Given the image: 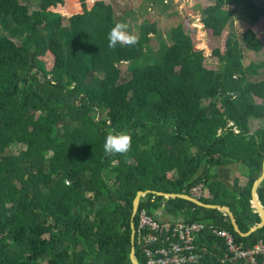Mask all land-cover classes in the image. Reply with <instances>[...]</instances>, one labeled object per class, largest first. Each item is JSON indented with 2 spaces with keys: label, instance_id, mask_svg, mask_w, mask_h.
Wrapping results in <instances>:
<instances>
[{
  "label": "trees",
  "instance_id": "obj_1",
  "mask_svg": "<svg viewBox=\"0 0 264 264\" xmlns=\"http://www.w3.org/2000/svg\"><path fill=\"white\" fill-rule=\"evenodd\" d=\"M81 2L83 12L66 16L54 10L66 0H0V264H133L134 248L147 264L139 234L134 243L141 191L151 193L139 213L208 227L197 238L201 264H247L224 262L229 249L210 227L246 248L264 240V227L243 237L228 213L159 193L204 184L212 197L202 201L230 206L244 233L262 222L252 200L264 174V61H243L264 45L234 24L238 12L264 19V1L204 9L211 36L229 32L225 51L212 53L216 69L181 23L155 50V22L135 33L113 3ZM117 23L135 46L108 47ZM119 133L132 137L130 151L106 154L107 135ZM235 168L242 175L232 180ZM258 192L264 204V181Z\"/></svg>",
  "mask_w": 264,
  "mask_h": 264
},
{
  "label": "rangeland",
  "instance_id": "obj_2",
  "mask_svg": "<svg viewBox=\"0 0 264 264\" xmlns=\"http://www.w3.org/2000/svg\"><path fill=\"white\" fill-rule=\"evenodd\" d=\"M89 6H93L97 0H87ZM111 2L116 7V14L120 21L126 20L127 23L133 25L135 33L138 28L145 27L155 22L158 26L159 36H151V47L155 50L159 48L161 38H167L168 31L172 26L183 24L189 36L192 37L196 49L205 50V53L210 57L206 62V67L216 69L218 61L211 58L214 52H224L225 42L228 37V30L223 32L220 37H213L205 30L203 23L204 9L214 3V0H106ZM256 3H262L264 0H254ZM154 5L152 6V4ZM81 0H66L63 6L57 7L55 11H64L66 16L83 12ZM133 10V11H131ZM39 16V15H38ZM256 16H249L247 13L238 12L234 24V30L240 36H250L254 34L264 45V19H261L257 24H254ZM67 23V22H65ZM253 32V33H252ZM2 33V31H1ZM8 35L6 32L4 33ZM244 38V37H243ZM13 43H19L20 40L16 36L10 38ZM244 64L249 65L251 62L259 63L264 61V48L260 54L244 50ZM43 65L47 70L52 65V57L45 56L42 58ZM124 63L122 67H126ZM264 72V70L262 71ZM257 103H262L257 100ZM260 124L254 122V127L257 129ZM246 169V168H245ZM247 170V169H246ZM173 177V174L170 176ZM207 198V197H204ZM197 199V198H196ZM199 200V199H198ZM202 201V199H201ZM203 202V201H202ZM258 264V261H257Z\"/></svg>",
  "mask_w": 264,
  "mask_h": 264
},
{
  "label": "built area",
  "instance_id": "obj_3",
  "mask_svg": "<svg viewBox=\"0 0 264 264\" xmlns=\"http://www.w3.org/2000/svg\"><path fill=\"white\" fill-rule=\"evenodd\" d=\"M191 192L192 196L199 200L207 197L204 184L194 187ZM138 214L136 235H140L139 243L143 246L147 264H201L203 262L205 257L199 251L197 238L199 234L208 230L205 224H190L185 221L174 224L151 216L146 209ZM210 231L219 238H223L229 249L230 254H227L224 262L233 255L231 259L234 262L257 264V258L264 256V240H260L252 248H246L239 244L235 236L226 229L211 226Z\"/></svg>",
  "mask_w": 264,
  "mask_h": 264
},
{
  "label": "water",
  "instance_id": "obj_4",
  "mask_svg": "<svg viewBox=\"0 0 264 264\" xmlns=\"http://www.w3.org/2000/svg\"><path fill=\"white\" fill-rule=\"evenodd\" d=\"M264 181V174L262 175V177L260 179H258L255 183V187H254V203L256 204L260 215L262 217V222L260 224H255L248 233H244L241 228L240 225L237 221V218L234 214V212L231 210L230 207L228 206H218V205H212V204H206L204 202H202L201 200H198L196 198H194L192 195H181V194H168V193H159V195L161 196H165L166 198H184L190 201H193L195 203H197L200 206L206 207V208H210V209H218L221 210L223 212H226L230 215L231 219H232V223L236 229V231L242 235L243 237H248L250 235H252L253 233L257 232L258 230L262 229L264 227V205L262 204V202L260 201L259 198V194H258V188L259 186L262 184V182ZM149 193H151V191H141L139 192L136 200H135V215L134 217L138 214L139 209H140V205H141V201L142 198L147 196ZM133 229H134V243L136 240V225L133 224ZM132 262L133 264H141L138 256L136 254V248H134L133 253H132Z\"/></svg>",
  "mask_w": 264,
  "mask_h": 264
},
{
  "label": "clouds",
  "instance_id": "obj_5",
  "mask_svg": "<svg viewBox=\"0 0 264 264\" xmlns=\"http://www.w3.org/2000/svg\"><path fill=\"white\" fill-rule=\"evenodd\" d=\"M128 25L117 23L108 34V47L115 48L117 44L121 46H135L138 43L136 35L127 32ZM132 137L127 133L108 134L103 145L104 151L108 155L126 154L130 151Z\"/></svg>",
  "mask_w": 264,
  "mask_h": 264
},
{
  "label": "crops",
  "instance_id": "obj_6",
  "mask_svg": "<svg viewBox=\"0 0 264 264\" xmlns=\"http://www.w3.org/2000/svg\"><path fill=\"white\" fill-rule=\"evenodd\" d=\"M166 1V0H165ZM164 1V2H165ZM240 171L238 170V169H236L235 168V174H233V177H232V180H235L236 178H238L237 176H241L242 174L241 173H239ZM256 183V182H255ZM263 183V182H262ZM246 183H244V185H245ZM261 186V185H260ZM259 186V187H260ZM254 187H255V184H254ZM254 187H253V192H254ZM258 190H259V188H258ZM207 191V198H211L212 196H210V192H209V190H206ZM258 194H259V192H258ZM259 198H260V196H259ZM260 201H261V198H260ZM262 202V201H261ZM262 204H263V202H262ZM264 205V204H263ZM218 206H221V205H218ZM226 206H228V205H226ZM228 207H230V206H228ZM252 207L255 209V211L257 212V213H259L260 214V212H259V210H258V208H257V206H256V204L254 203V194H253V200H252ZM231 208V207H230ZM218 210V209H217ZM232 210V209H231ZM221 211V210H220ZM223 212V211H222ZM226 213V212H225ZM261 216V215H260ZM155 218H165V217H163V216H160V217H155ZM262 218V217H261ZM165 219H168V218H165ZM168 221V220H167ZM233 222V221H232ZM263 240V239H262Z\"/></svg>",
  "mask_w": 264,
  "mask_h": 264
}]
</instances>
